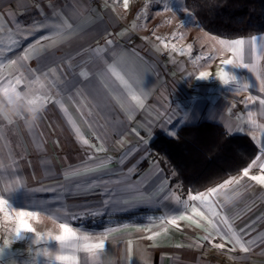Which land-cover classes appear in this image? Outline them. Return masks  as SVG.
Listing matches in <instances>:
<instances>
[{
    "label": "crops",
    "instance_id": "obj_1",
    "mask_svg": "<svg viewBox=\"0 0 264 264\" xmlns=\"http://www.w3.org/2000/svg\"><path fill=\"white\" fill-rule=\"evenodd\" d=\"M117 3L0 0V88L19 79L18 91L48 97L35 125L0 116V196L10 205L0 211V264H16L10 250L54 246L79 264H264V183L251 178L264 176V32L236 38L244 68L228 46L235 39L203 32L186 14L176 31L164 14L121 18ZM202 121L249 136L258 153L248 176L193 193L151 141ZM88 168L99 170L69 175ZM19 211L37 214L26 218L36 232L17 239ZM61 223L104 249H61L49 238Z\"/></svg>",
    "mask_w": 264,
    "mask_h": 264
},
{
    "label": "trees",
    "instance_id": "obj_2",
    "mask_svg": "<svg viewBox=\"0 0 264 264\" xmlns=\"http://www.w3.org/2000/svg\"><path fill=\"white\" fill-rule=\"evenodd\" d=\"M207 32L235 39L264 32V0H185ZM245 134H229L211 121L184 124L176 137L151 141L177 173L186 191L198 193L247 168L258 153Z\"/></svg>",
    "mask_w": 264,
    "mask_h": 264
},
{
    "label": "snow or ice",
    "instance_id": "obj_3",
    "mask_svg": "<svg viewBox=\"0 0 264 264\" xmlns=\"http://www.w3.org/2000/svg\"><path fill=\"white\" fill-rule=\"evenodd\" d=\"M124 3H125V7H127V0H124ZM255 41H256V37L251 38V42L253 45L255 44ZM221 43H225V42L221 41ZM244 44H245V41L243 39H237V40L229 42L228 46L234 52H236L240 55L241 63L239 65H236V66L248 68L249 64L243 63ZM225 63L228 65H232L233 61L231 59H229V60L225 61ZM109 68L112 70L113 75H115L117 77V79H119L122 83H124L125 86H128L127 81H125L124 78L122 76H120L119 73L116 71L115 65H110ZM204 75H206V73H201V76H204ZM236 80H237L236 76H232L231 81L229 79H224L223 83L225 85H228L230 82H236ZM20 83H21V81L19 79H17L14 83H10L7 87L0 88V92H2L4 94L20 92L17 90V85H19ZM31 83L32 84L40 83V78L37 77L35 79V81H32ZM261 83L264 84V81H261ZM40 86H41V88H43L42 83L40 84ZM261 91H264V87L261 88ZM25 93L28 94V96L30 97V100L32 102H42L43 104L47 103L48 97L47 96H40V95H33L31 87ZM132 98L134 100H137L138 103H142L139 100L138 96L133 95ZM260 103L264 104V100H261ZM0 116H3L4 118L8 119L9 121H11V119H12L11 116H5V115H0ZM83 143L85 145H87L88 141L83 140ZM101 167H103V165H101ZM261 167L264 168V165H262ZM96 170H99V169L98 168H96V169L88 168L84 172L74 171V172L69 173V175L70 176H80V175H85L86 172L96 171ZM248 171L249 170L247 168H245L243 170V175L248 176ZM251 178L253 180H258V181L264 183V176H253ZM14 190L15 189H13L12 191H14ZM214 190L215 189H213V191ZM202 198H203V194H200L199 196L193 197V199H202ZM5 205H8L10 207L8 200H6L2 196H0V211H4ZM34 215H37V214L34 212H28V211H19V212L15 213L17 226L15 228L14 234H15V237L17 239L23 238L22 234H29V233H35L36 232V229L26 219L27 217H32ZM200 215H202V213ZM5 216L9 219L12 218L8 212H5ZM178 219H180V220L191 219V217L179 216ZM171 223L175 224L176 218H173L171 220ZM209 223H211V221H209ZM59 228L61 229V233L59 235L54 236V237L50 236L49 238L57 241L59 243L61 249H71L74 251H83L86 255L96 257L105 247V241L103 239L99 240V242H97V243H83V244H81L80 243L81 240L87 241L89 239V237L78 236L77 231H75L73 228H71L67 223H61L59 225ZM218 247L223 248L224 245L221 244V245H218ZM243 250L245 252H247L248 248H244ZM4 251H5L4 248H0V255H3ZM45 255H48V254L45 253ZM55 260L60 262V264H79V258L76 255L57 254L55 256Z\"/></svg>",
    "mask_w": 264,
    "mask_h": 264
},
{
    "label": "rangeland",
    "instance_id": "obj_4",
    "mask_svg": "<svg viewBox=\"0 0 264 264\" xmlns=\"http://www.w3.org/2000/svg\"><path fill=\"white\" fill-rule=\"evenodd\" d=\"M112 1V0H107ZM164 3V6L161 8V6H159L161 3ZM168 3V6H165V4ZM119 6V10H121V18H128V17H133L134 19L136 17L141 16V19L143 20H147L149 18V16L154 17V19L157 18L158 21L161 20L160 16L164 14V20L167 19V16L169 18L168 21H170V27H172L173 31H176L178 26L180 25L178 22H175L176 20H174L177 16H182L183 14H186L188 17H190V19L192 20H196L198 26L201 28V30L203 32L204 29L201 26L200 22L196 19L197 17L195 16V14L190 11L187 7H186V3L185 0H127V7H125V3L124 0H118V3L116 4V8L115 10H117ZM121 6V7H120ZM121 8V9H120ZM168 10V12H167ZM149 20V19H148ZM143 23H139V26H142ZM160 25L161 23H159V26H155V29H160ZM153 27V25H152ZM149 28H151L149 26ZM209 34V33H207ZM215 38H220V37H216ZM176 135V134H175ZM144 221V220H143ZM40 251L39 252H32L30 253L29 251H20V253H15L12 250H10L9 255L14 258V262L17 264V260L16 258H22V264H31L32 262H35L36 264L40 262L42 263H47L48 264H60V262L55 260V254L54 252L57 251V249H59L57 246L51 247V248H39ZM49 253V256L46 257L47 255H45V253ZM12 253L14 254V257L12 256ZM23 253H26L23 255ZM40 256L39 260L38 257ZM0 258H3L2 255H0Z\"/></svg>",
    "mask_w": 264,
    "mask_h": 264
},
{
    "label": "clouds",
    "instance_id": "obj_5",
    "mask_svg": "<svg viewBox=\"0 0 264 264\" xmlns=\"http://www.w3.org/2000/svg\"><path fill=\"white\" fill-rule=\"evenodd\" d=\"M43 110L42 102H32L24 92L0 93V115L21 118L26 116V124L32 126L38 123Z\"/></svg>",
    "mask_w": 264,
    "mask_h": 264
}]
</instances>
